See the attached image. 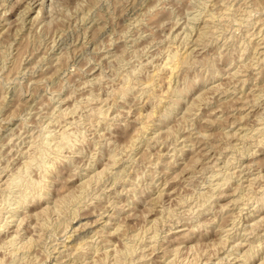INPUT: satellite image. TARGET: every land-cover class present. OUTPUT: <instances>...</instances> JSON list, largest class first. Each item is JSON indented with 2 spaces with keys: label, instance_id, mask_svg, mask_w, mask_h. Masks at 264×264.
Masks as SVG:
<instances>
[{
  "label": "rangeland",
  "instance_id": "374dc122",
  "mask_svg": "<svg viewBox=\"0 0 264 264\" xmlns=\"http://www.w3.org/2000/svg\"><path fill=\"white\" fill-rule=\"evenodd\" d=\"M0 219V264H264V0H0Z\"/></svg>",
  "mask_w": 264,
  "mask_h": 264
},
{
  "label": "bare ground",
  "instance_id": "6f19581e",
  "mask_svg": "<svg viewBox=\"0 0 264 264\" xmlns=\"http://www.w3.org/2000/svg\"><path fill=\"white\" fill-rule=\"evenodd\" d=\"M33 1V0H32ZM34 3V2H33ZM32 3V4H33ZM223 18V17H222ZM218 19V18H217ZM211 21V20H210ZM201 34V33H200ZM187 55V54H186ZM187 59V58H186ZM183 61V59H181L180 57H174V59H173V61L171 62L172 63V65L170 66V65H167L165 68L170 72V74H173V72H175L174 70L176 69V68H178L179 67V64L181 63ZM169 64V63H168ZM170 66V67H169ZM182 69V68H181ZM157 72V71H156ZM161 72V71H160ZM154 75H157V74H154ZM159 75H160V73H159ZM158 76V75H157ZM175 77V76H174ZM159 78V77H158ZM154 82V81H153ZM147 84H148V82H147ZM127 87V86H126ZM169 88V87H168ZM170 90V89H169ZM126 93V92H125ZM165 94V93H164ZM180 95V94H179ZM179 97V96H178ZM198 97V96H197ZM166 98V97H165ZM177 98V97H176ZM195 99H197V98H195ZM152 100V99H151ZM161 102V101H160ZM176 102V101H175ZM174 102V103H175ZM172 103V102H171ZM178 105V104H177ZM174 106V105H173ZM172 106V107H173ZM171 110H172V108H171ZM171 110L169 109V111H167V112H171ZM158 111V110H157ZM152 113H154V112H152ZM166 113V112H165ZM169 114V113H168ZM151 116V115H150ZM165 116V115H164ZM163 116V117H164ZM169 116V115H168ZM166 117V116H165ZM160 120V119H159ZM208 123V122H207ZM214 123V122H213ZM143 129V128H142ZM140 131V130H139ZM142 131V130H141ZM146 131V130H145ZM204 134V133H203ZM207 136H209V135H207ZM206 136V137H207ZM205 137V136H204ZM211 138V137H210ZM209 139V138H208ZM54 160V159H53ZM48 164V163H47ZM50 171V170H49ZM45 174V173H44ZM47 175V174H46ZM42 178V177H41ZM12 182V181H11ZM40 182V181H39ZM88 182V181H87ZM83 184V183H82ZM85 184V183H84ZM221 184V183H220ZM45 188V187H44ZM40 191H42V190H40ZM43 193V192H42ZM219 193V192H218ZM23 202V201H22ZM44 208V207H43ZM46 210V209H45ZM209 210V209H208ZM41 214V213H40ZM101 219V218H100ZM1 220V219H0ZM257 225V224H256ZM252 226V225H251ZM80 227V226H79ZM84 228V227H83ZM78 229V228H77ZM100 229V228H99ZM119 229V228H118ZM100 231V230H99ZM111 234V233H110ZM147 234V233H146ZM101 235V234H100ZM102 235H103V233H102ZM109 235V234H108ZM79 245V244H78ZM91 247V246H90ZM260 247V246H259ZM80 249L81 247L80 246H78L77 248H76V250L77 249ZM78 249V250H79ZM238 249V248H237ZM250 249V248H249ZM253 249H251V251H252ZM250 252V251H249ZM72 253V252H71ZM254 253H255V251H254ZM86 254V253H85ZM117 254V253H116ZM252 254V253H251ZM252 255H254V254H252ZM80 257V256H79ZM82 257H83V255H82ZM109 257V256H108ZM114 257V256H113ZM248 257V256H247ZM99 260H101V259H99ZM106 260V259H105ZM102 261V260H101ZM262 262H264V260L262 261ZM261 262V263H262ZM105 263V262H104ZM119 263V262H118ZM244 263V262H243ZM84 264V263H83ZM99 264V263H98ZM196 264V263H195Z\"/></svg>",
  "mask_w": 264,
  "mask_h": 264
}]
</instances>
